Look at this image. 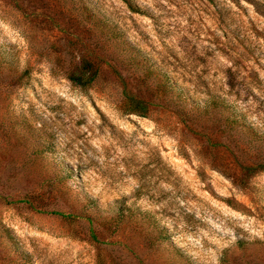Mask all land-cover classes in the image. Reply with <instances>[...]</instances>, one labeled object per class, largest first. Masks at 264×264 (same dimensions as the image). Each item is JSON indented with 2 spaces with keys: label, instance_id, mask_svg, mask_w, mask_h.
Wrapping results in <instances>:
<instances>
[{
  "label": "rangeland",
  "instance_id": "obj_1",
  "mask_svg": "<svg viewBox=\"0 0 264 264\" xmlns=\"http://www.w3.org/2000/svg\"><path fill=\"white\" fill-rule=\"evenodd\" d=\"M0 52V264H264V0H0Z\"/></svg>",
  "mask_w": 264,
  "mask_h": 264
},
{
  "label": "trees",
  "instance_id": "obj_2",
  "mask_svg": "<svg viewBox=\"0 0 264 264\" xmlns=\"http://www.w3.org/2000/svg\"><path fill=\"white\" fill-rule=\"evenodd\" d=\"M0 61L1 63L5 62V57L4 54L2 52H0ZM89 68H92L91 65H89L86 69L83 70V72L79 75H73L70 77L71 81H73L74 83H76L78 86L82 87V88H88L91 85H93V83L95 82L97 76H98V71H92ZM25 75H28V71L24 72ZM170 90H172V87H169ZM125 97H126V112L128 114H134V115H138V116H142V117H146L147 115V105L139 100L138 98L134 97L133 95L125 92ZM182 104H184V102H181ZM213 108H216L218 106V103L214 100L210 101V103L208 104ZM205 105V106H208ZM206 107H204L203 109H205ZM206 110V109H205ZM62 176H68L69 171H63L60 170ZM131 214L133 215L134 213L131 212ZM56 215L61 216V217H69L68 215L65 214H61V213H56ZM125 212L121 211L118 213V215L115 218V221L121 223L122 221H124V217H125ZM71 217V216H70ZM90 222H94L93 218L91 216L88 217Z\"/></svg>",
  "mask_w": 264,
  "mask_h": 264
}]
</instances>
